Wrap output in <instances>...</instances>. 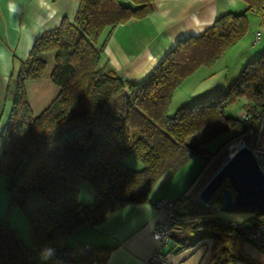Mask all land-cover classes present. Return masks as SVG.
<instances>
[{
  "label": "trees",
  "instance_id": "1",
  "mask_svg": "<svg viewBox=\"0 0 264 264\" xmlns=\"http://www.w3.org/2000/svg\"><path fill=\"white\" fill-rule=\"evenodd\" d=\"M156 0H78L72 22L44 32L10 76V109L0 128V176L5 179L9 209L0 217V264H106L111 249L68 245L83 226L95 227L122 207L150 202L158 181L197 158L206 168L216 151L206 146L227 134L222 148L242 134L237 118L226 111L239 99L253 112L264 105V53L245 65L221 94L179 108L168 116L175 90L196 70L211 68L248 32L246 13L226 14L199 37L178 41L138 83L118 76L104 49L112 32L130 19L153 13ZM264 15V0H245ZM54 53L50 81L58 93L38 115L27 101L25 82L39 80ZM133 157L141 165H124ZM88 184L98 203L78 200ZM35 196L42 207L28 218L32 248L9 225L11 208L23 210ZM221 193L209 206L184 196L173 202L175 223L169 240L182 250L209 240V264H254L243 252L244 239L219 212ZM251 215L249 222L253 221ZM45 248L53 255L37 262Z\"/></svg>",
  "mask_w": 264,
  "mask_h": 264
},
{
  "label": "crops",
  "instance_id": "2",
  "mask_svg": "<svg viewBox=\"0 0 264 264\" xmlns=\"http://www.w3.org/2000/svg\"><path fill=\"white\" fill-rule=\"evenodd\" d=\"M15 2L19 11L12 14L8 11L9 0H0V128L10 109V101L7 99L10 76L27 58L34 41L44 32L58 28L64 20L72 22L78 8V0ZM152 9L153 13L146 18L130 19L118 26L105 46L102 61H108L125 81L141 82L178 41L201 36L218 18L226 14L246 13L248 20V33L234 46L240 48L234 67L237 73L246 63L264 53V15L250 9L245 0H156ZM260 26L262 27L259 28ZM256 35L258 41L254 44ZM39 58L46 63L44 73L50 67V77L54 53L41 54ZM210 70L213 67L208 68L207 72ZM214 74L209 73L205 78L203 85H206L202 89V95L205 96L198 98L193 94L192 99L199 101L214 97L227 87L223 86L217 92L216 87L220 82L214 87L211 85L215 81ZM42 78L43 76L39 80L25 82V90L33 82L38 85ZM43 96L42 90L41 97ZM226 114L233 117L227 111ZM205 171L206 168H203L199 159H191L178 172H169L158 181L150 195V202L124 206L95 227H80L68 240V245L75 247L83 244L111 249L106 264H145L146 259L157 248L152 232L167 218L164 211L155 208V202L161 198L175 202L182 196L197 200L199 190L207 182ZM219 216L221 217L220 214ZM250 218L251 216L238 221L222 219L228 223L246 224L250 223ZM211 248V241L204 240L192 248L182 250L170 240L162 253L172 264H209ZM243 252L254 264H264V251L260 252L243 244Z\"/></svg>",
  "mask_w": 264,
  "mask_h": 264
},
{
  "label": "rangeland",
  "instance_id": "3",
  "mask_svg": "<svg viewBox=\"0 0 264 264\" xmlns=\"http://www.w3.org/2000/svg\"><path fill=\"white\" fill-rule=\"evenodd\" d=\"M261 27L262 26H260L259 28ZM241 40H239L236 44H238ZM235 45L230 47L215 62V64L212 66L213 70L207 72L208 68L201 67L198 70H196L192 75H190L188 78H186V80L175 90L172 96L171 102L169 104L168 116H173L176 113V111L181 107H186L197 102L196 99L195 100L192 99L194 98V96H192L193 94H196L198 98L205 96L202 95L204 94L202 89L205 88L206 83L204 85L203 83L206 81L205 78L206 76H209V73H215L214 74L215 81L211 82L212 87H214L216 83L220 82V85L216 87L217 92H220L223 86L227 85V87L222 91L224 92L237 79L241 71L237 73V69H235L234 67L238 60L240 48L239 49L235 48L234 47ZM254 60L255 59L249 61L248 63ZM49 72H50V67L47 68L46 72L43 75V78L41 79V82L38 85L33 84L34 82L32 84L27 85L26 94L28 96L29 105L31 106L34 115H38L43 109H45L49 105V103L55 99L58 93L57 87L54 84H52L49 79ZM41 86H43V88ZM42 90L44 91L43 97H41ZM244 104H245V100L239 99L227 110L228 114H231L233 117L237 118V116L241 113L242 108H244V110L246 109L244 107ZM226 137L227 134H222L216 137L215 139H213L212 141H210L206 146V149L210 154H213L220 149L219 152L216 153L214 158L210 161L209 165L206 167L205 174L207 181L233 154L232 151L228 149L229 143L223 146L222 148H219L220 144L225 140ZM124 165L131 170L141 169V165L133 157L126 158L124 160ZM78 200L81 203L88 206H93L97 204L99 201L97 196L91 190L88 184H83L80 187ZM41 207H42V202L37 197L32 196L23 210L18 208H11L8 214L10 227L17 232L24 246L30 249L32 248V242L28 230V218L33 216ZM8 209H9V197L6 188V183H5V179L0 176V217L1 218L7 214ZM219 214L221 215L222 218H231L237 221L240 220L241 218H245L253 215L252 213L224 212L221 210ZM35 258L37 262L45 261L41 259V255H38Z\"/></svg>",
  "mask_w": 264,
  "mask_h": 264
},
{
  "label": "water",
  "instance_id": "4",
  "mask_svg": "<svg viewBox=\"0 0 264 264\" xmlns=\"http://www.w3.org/2000/svg\"><path fill=\"white\" fill-rule=\"evenodd\" d=\"M221 193L224 212L264 215V173L247 145L238 147L197 194L207 206Z\"/></svg>",
  "mask_w": 264,
  "mask_h": 264
},
{
  "label": "built area",
  "instance_id": "5",
  "mask_svg": "<svg viewBox=\"0 0 264 264\" xmlns=\"http://www.w3.org/2000/svg\"><path fill=\"white\" fill-rule=\"evenodd\" d=\"M258 41V35L254 38V44ZM237 119L242 126V134L232 135L233 140L228 144V149L234 153L238 147L247 145L256 159L260 170L264 173V105L253 112L242 108ZM155 208L164 211L166 220L160 223L152 232V239L157 243V248L149 256L145 264H172L166 255L162 253L163 248L169 243V233L175 223L173 213V201L166 198L157 200ZM209 206V205H207ZM253 221L246 224H232L244 239L243 244L262 252L264 251V215L253 214Z\"/></svg>",
  "mask_w": 264,
  "mask_h": 264
},
{
  "label": "clouds",
  "instance_id": "6",
  "mask_svg": "<svg viewBox=\"0 0 264 264\" xmlns=\"http://www.w3.org/2000/svg\"><path fill=\"white\" fill-rule=\"evenodd\" d=\"M8 11L12 14H16L19 11V6L15 2V0H9L8 3ZM53 255V250L51 248H45L41 252V259L42 260H47Z\"/></svg>",
  "mask_w": 264,
  "mask_h": 264
}]
</instances>
